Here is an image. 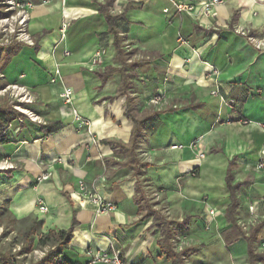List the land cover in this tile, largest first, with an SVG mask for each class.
Wrapping results in <instances>:
<instances>
[{
    "label": "crops",
    "instance_id": "obj_1",
    "mask_svg": "<svg viewBox=\"0 0 264 264\" xmlns=\"http://www.w3.org/2000/svg\"><path fill=\"white\" fill-rule=\"evenodd\" d=\"M28 2L33 43L0 40V84L29 88L39 120L18 115L5 128L0 160L13 167L0 169V216L34 224V250L50 249L39 244L49 232L71 230L57 264H87V248L116 250L129 264H174L164 230L181 264H248L251 235L252 250L264 254V49L249 43L264 42V0H224L216 15L180 12L172 0ZM5 8L0 1V17ZM101 46L102 64L88 69ZM238 82L251 88L247 97ZM65 86L71 103L59 96ZM229 95L239 99L235 109ZM79 179L115 209L98 214L73 200ZM232 199L236 225L227 218Z\"/></svg>",
    "mask_w": 264,
    "mask_h": 264
},
{
    "label": "built area",
    "instance_id": "obj_2",
    "mask_svg": "<svg viewBox=\"0 0 264 264\" xmlns=\"http://www.w3.org/2000/svg\"><path fill=\"white\" fill-rule=\"evenodd\" d=\"M2 3L6 5L5 8V16L0 18V40L7 41L10 37H14L17 40H23L27 43L32 44V40L29 38V35L26 33L25 23L28 18L29 9L32 5L28 2V0H0ZM224 0H207L199 3L198 5H189L177 3L172 0L173 6L180 12H194V13H203L205 15H216L215 8L222 4ZM167 11V8L164 9ZM67 29V23L63 22L60 28L61 39L65 37V32ZM258 46H264V42H257ZM106 53V48L104 46L99 47L95 50L91 57V63L88 66V69H95L97 66L102 64L104 54ZM70 52L68 50H64V55H69ZM206 68L208 69L209 75L212 78H217L219 75V69L210 63H205ZM54 75L51 78V82H55L59 77V69L56 68L54 70ZM16 100L17 103L12 105L15 110L21 111V113L25 114L30 120L38 121L39 117L33 113L30 109H25L27 113L23 112V108L21 105L23 104H32L34 103V96L32 91L20 84H11L0 88V96H3L5 93H8ZM212 95H217V90L211 91ZM60 98L66 102L71 103L73 99V90L71 87L65 86L59 94ZM162 96L156 95L152 98V101L157 103L161 100ZM22 119L19 117L18 122H21ZM248 120L243 121L246 124ZM76 123L82 124L84 123L82 120L76 116ZM8 125V124H7ZM6 125V126H7ZM0 127V140L6 138V129H9V125L7 127ZM6 128V129H5ZM3 130V131H2ZM203 156V155H202ZM13 167L12 163L7 159L0 160V169H8ZM263 166L260 164L259 168ZM47 171L42 172L37 180L42 181L47 176ZM70 197L79 202L80 204H89L93 207L96 213H107L115 209L116 205L113 202L105 200L98 192L94 191L90 187L87 186L84 180L79 179L77 181L76 189L70 193ZM207 203V198H203ZM38 210L41 213H46L48 211V206L44 202V200L39 199L37 201ZM208 213L210 216H214L216 213V209L209 206ZM1 229V228H0ZM264 231V227H263ZM259 248L264 250V235L259 242ZM36 253L38 251H35ZM40 255H44L46 250H40ZM86 256L87 264H129L127 263L120 255V253L116 250H99L94 248H87L84 251Z\"/></svg>",
    "mask_w": 264,
    "mask_h": 264
},
{
    "label": "trees",
    "instance_id": "obj_3",
    "mask_svg": "<svg viewBox=\"0 0 264 264\" xmlns=\"http://www.w3.org/2000/svg\"><path fill=\"white\" fill-rule=\"evenodd\" d=\"M107 15V20L110 24V30H113L112 27V22H113V17H111L110 15ZM3 17V16H1ZM0 17V18H1ZM109 75L108 73L106 74H102L101 78L102 81L105 80L106 76ZM4 87L3 84H0V88ZM18 116V113L16 112V110H13L12 107L8 106L7 104L5 105H1L0 106V127H5L8 123H10L13 119H15V116ZM141 122H138L137 120H135V129H134V135L133 138L135 139L136 137H138L137 134V129L138 126ZM53 129V128H51ZM0 141H4V139H1ZM231 176L228 173L227 177H226V184L227 187L230 191L233 190V187L231 186ZM231 197L233 198V196L231 195ZM234 203L235 200L232 199V203L230 204V206L228 207L227 210V218L229 220V222L231 224H235V220L233 218V207H234ZM163 225H167L165 220H162ZM34 234V224H31V227L29 228V230L25 233V238H27L28 240H32V236ZM71 236V230H66V231H59V232H49L44 238H40L39 240V244L41 246L47 244L49 241L51 243H48L50 246V249L45 252L44 256L42 257L43 260H41V263L39 264H57V258L59 256V254L61 253V249L64 245H66L69 242ZM252 237L253 235L249 236L248 240V264H256L255 261L261 257H264V254H257L252 250ZM164 252H166V254L168 256H170L171 258H174V264H181L180 262V258H181V251H176L170 244L169 241V234L167 232V230H164ZM46 247V246H45ZM43 249V248H42ZM0 264H20L19 262H17L14 259V256L12 255H4L2 253H0Z\"/></svg>",
    "mask_w": 264,
    "mask_h": 264
},
{
    "label": "rangeland",
    "instance_id": "obj_4",
    "mask_svg": "<svg viewBox=\"0 0 264 264\" xmlns=\"http://www.w3.org/2000/svg\"><path fill=\"white\" fill-rule=\"evenodd\" d=\"M1 35H0V37H1ZM249 43L257 49L258 48L264 49V46H258L256 41H254L252 39H249ZM215 79H218V78H215ZM236 85H238L237 90L240 92L239 93L240 98L242 99L243 97H247L249 94V90H251V88H248L246 85L244 86L243 84H241V82H238ZM226 99H227L226 104L230 105L234 109L238 106L237 101L239 99L231 97V95H229ZM2 102L4 103V105L7 104L10 107H12V105L17 103L16 100L13 99V97H11V95L9 94V91H8V93H5L3 96H0V103H2ZM28 105H30V104H23V105H21V108L28 110V109H30ZM13 110H15V109L13 108ZM16 112L18 113V115L21 118L29 119L24 113L22 114L21 111L16 110ZM15 117H17V115ZM238 224L240 226H243L241 223H238ZM251 227H253L252 224H250V228ZM0 228H1L0 229V253H2L4 255L14 256V259L17 262H19L20 264H39V263H41V260H43L42 257L44 256V255H40L39 251L41 249H35L34 250V248L31 247L32 246V244H31L32 240H34V238H35V237H33L34 235L32 236L31 241L28 240L27 238H25V233L28 230L26 224H24L23 227L18 228L16 226H14V224L5 215L2 214L0 216ZM246 232H248V231H246ZM226 233H228V232H226ZM258 242H259V233H257L254 237V241H253L254 244L253 245H254L255 249H256V245ZM48 243H51V242L49 241ZM196 246H198V245H196ZM44 247L45 246H43L41 248H44ZM201 247H202V245H201ZM190 249H191V251H193L195 249L198 250V248H196V247H194V248L190 247ZM42 250H46V252H47V250H49V247L46 246ZM35 251H38V252L36 253ZM256 263L257 264H264V259L257 260Z\"/></svg>",
    "mask_w": 264,
    "mask_h": 264
},
{
    "label": "bare ground",
    "instance_id": "obj_5",
    "mask_svg": "<svg viewBox=\"0 0 264 264\" xmlns=\"http://www.w3.org/2000/svg\"><path fill=\"white\" fill-rule=\"evenodd\" d=\"M22 111L25 112V113H27V111H26L25 109H23ZM258 168H259V167H258ZM260 169H262V168H260ZM263 171H264V170H263ZM263 171H262V172H263Z\"/></svg>",
    "mask_w": 264,
    "mask_h": 264
}]
</instances>
